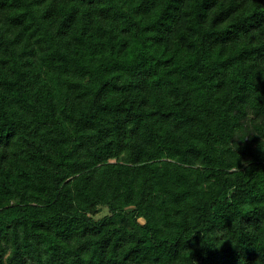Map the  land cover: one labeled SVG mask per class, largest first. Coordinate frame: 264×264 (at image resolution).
<instances>
[{
	"label": "trees",
	"instance_id": "16d2710c",
	"mask_svg": "<svg viewBox=\"0 0 264 264\" xmlns=\"http://www.w3.org/2000/svg\"><path fill=\"white\" fill-rule=\"evenodd\" d=\"M0 264H264V0H0Z\"/></svg>",
	"mask_w": 264,
	"mask_h": 264
},
{
	"label": "rangeland",
	"instance_id": "374dc122",
	"mask_svg": "<svg viewBox=\"0 0 264 264\" xmlns=\"http://www.w3.org/2000/svg\"><path fill=\"white\" fill-rule=\"evenodd\" d=\"M107 214V208L103 207L102 210L100 211V213L96 214L94 217L96 219L100 218V217H103L104 215Z\"/></svg>",
	"mask_w": 264,
	"mask_h": 264
}]
</instances>
